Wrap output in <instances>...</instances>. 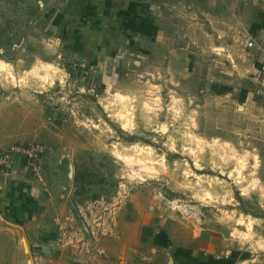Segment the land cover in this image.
Here are the masks:
<instances>
[{
	"label": "rangeland",
	"instance_id": "374dc122",
	"mask_svg": "<svg viewBox=\"0 0 264 264\" xmlns=\"http://www.w3.org/2000/svg\"><path fill=\"white\" fill-rule=\"evenodd\" d=\"M65 2L0 0V154L42 148L0 165V264H176L201 243L200 264H264V102L204 80L194 37L137 43L98 86L46 27Z\"/></svg>",
	"mask_w": 264,
	"mask_h": 264
},
{
	"label": "crops",
	"instance_id": "0c3cea01",
	"mask_svg": "<svg viewBox=\"0 0 264 264\" xmlns=\"http://www.w3.org/2000/svg\"><path fill=\"white\" fill-rule=\"evenodd\" d=\"M46 23L59 51L64 44L65 55L88 69L100 87L112 82L115 68L134 54L137 43L163 48L194 37L200 45L194 53L209 55L194 59L193 67L210 75L204 80L225 86L238 104L264 102V0H66L58 10H48ZM244 36L252 47L240 42L234 65L218 64L212 52H226L230 39ZM257 88L262 96L252 94ZM201 244L199 252L173 245L176 264H200Z\"/></svg>",
	"mask_w": 264,
	"mask_h": 264
},
{
	"label": "built area",
	"instance_id": "2783aa9c",
	"mask_svg": "<svg viewBox=\"0 0 264 264\" xmlns=\"http://www.w3.org/2000/svg\"><path fill=\"white\" fill-rule=\"evenodd\" d=\"M246 48L252 47V41L247 40L245 43ZM252 94L256 96H262V89H254ZM42 154V148L39 144L27 143V144H17L9 146L4 152L0 154V165H6L9 163L13 156L22 157L28 161L38 160ZM156 201L165 202L164 196L160 192H156ZM167 208L169 211H174L172 202L166 201Z\"/></svg>",
	"mask_w": 264,
	"mask_h": 264
},
{
	"label": "bare ground",
	"instance_id": "6f19581e",
	"mask_svg": "<svg viewBox=\"0 0 264 264\" xmlns=\"http://www.w3.org/2000/svg\"><path fill=\"white\" fill-rule=\"evenodd\" d=\"M43 66H45V64L43 65ZM4 67H5V65L3 64V62H1L0 61V69H4ZM39 67V65H37V67H35L34 68V70H33V72L35 73V75L37 74V68ZM44 69H46L45 71V75L43 76V78H45V77H48V75H50L49 73L51 72V71H54V69H53V67H52V65H50V64H48L46 67H44ZM39 73V72H38ZM123 119H124V127H128L129 125H130V119L129 118H127V117H122ZM150 150V149H149ZM124 160L127 162V163H132L133 161H136L137 160V162H139L140 161V158H138V159H134V158H131V157H124ZM141 163V162H140ZM244 160L243 159H240L239 161H238V167L239 168H237V171H239L240 172V169L241 168H243V165H244ZM142 166H143V169L144 170H146L147 172H149V171H151V169H149V168H147L146 166H145V164H142ZM254 167H257V160L255 159V162H254ZM255 184H257L256 183V180H254L253 181V184H252V186H256ZM206 196H208L209 198H210V194L209 193H206ZM172 204H173V202H172ZM173 208H174V206H173ZM186 208H188V207H186ZM250 222H251V220H250ZM250 225V224H249ZM248 227H250V226H248ZM247 234H243L242 235V237H244V236H246Z\"/></svg>",
	"mask_w": 264,
	"mask_h": 264
}]
</instances>
